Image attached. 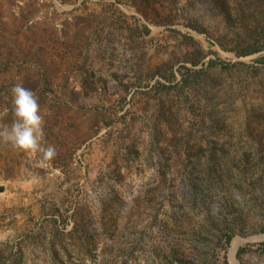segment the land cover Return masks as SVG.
<instances>
[{
    "label": "rangeland",
    "instance_id": "374dc122",
    "mask_svg": "<svg viewBox=\"0 0 264 264\" xmlns=\"http://www.w3.org/2000/svg\"><path fill=\"white\" fill-rule=\"evenodd\" d=\"M258 26L264 0H0V129L23 83L55 147L0 141V264H264V51H230Z\"/></svg>",
    "mask_w": 264,
    "mask_h": 264
},
{
    "label": "clouds",
    "instance_id": "9594fccd",
    "mask_svg": "<svg viewBox=\"0 0 264 264\" xmlns=\"http://www.w3.org/2000/svg\"><path fill=\"white\" fill-rule=\"evenodd\" d=\"M13 114L10 127L0 129V141L10 143L31 156L42 153L45 159L55 155V147L45 146L43 116L34 90L17 83L12 88Z\"/></svg>",
    "mask_w": 264,
    "mask_h": 264
},
{
    "label": "trees",
    "instance_id": "16d2710c",
    "mask_svg": "<svg viewBox=\"0 0 264 264\" xmlns=\"http://www.w3.org/2000/svg\"><path fill=\"white\" fill-rule=\"evenodd\" d=\"M259 25V24H258ZM191 26L195 29L197 27L195 24H191ZM230 51L234 52L237 56H248L255 53H259L264 51V26H258V28H249L244 31V38L241 40H237L233 47H231ZM256 62L264 65V55L257 58ZM240 63H221L217 60H210L209 67L214 69H219L221 71L227 72L236 68ZM187 80V78H184ZM232 239V234L227 233L223 234L219 238V242L229 243ZM245 249H239L238 254L240 255ZM224 264H227L225 261Z\"/></svg>",
    "mask_w": 264,
    "mask_h": 264
},
{
    "label": "bare ground",
    "instance_id": "6f19581e",
    "mask_svg": "<svg viewBox=\"0 0 264 264\" xmlns=\"http://www.w3.org/2000/svg\"><path fill=\"white\" fill-rule=\"evenodd\" d=\"M239 242H240V240L236 239L233 243L232 250H231L232 257H234V253H235V251L239 245Z\"/></svg>",
    "mask_w": 264,
    "mask_h": 264
}]
</instances>
